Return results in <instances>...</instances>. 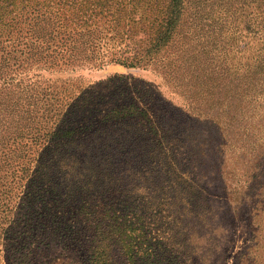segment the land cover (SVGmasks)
Here are the masks:
<instances>
[{
	"label": "trees",
	"instance_id": "trees-1",
	"mask_svg": "<svg viewBox=\"0 0 264 264\" xmlns=\"http://www.w3.org/2000/svg\"><path fill=\"white\" fill-rule=\"evenodd\" d=\"M103 62L160 69L218 117L178 153L156 132L113 136L145 111L88 117L89 91L64 105L44 77ZM242 212L264 233V0H0V254L223 264ZM250 249L235 263L260 260Z\"/></svg>",
	"mask_w": 264,
	"mask_h": 264
},
{
	"label": "rangeland",
	"instance_id": "rangeland-1",
	"mask_svg": "<svg viewBox=\"0 0 264 264\" xmlns=\"http://www.w3.org/2000/svg\"><path fill=\"white\" fill-rule=\"evenodd\" d=\"M251 11L252 7L250 5L243 7L240 14L236 16L237 22L241 21L242 16L246 13L250 14ZM231 19L233 18H229L228 21ZM110 47L111 45L109 49H111ZM44 74L45 78L55 82L56 87H59L61 91L63 90L60 96L64 105L78 98L81 93L89 91L88 105L90 110L87 113L88 117L93 116L95 119H99L107 114L110 108L129 103L144 110L148 122L133 119L112 127L106 125L108 132L113 136L120 133L125 134L128 131L139 133L142 139L134 144L136 146H145L148 139L152 144L153 134L156 132V136L161 138L160 143L163 147L167 146L173 153L174 145L176 146V153H178L183 137L188 132H194L192 129L195 124L207 128L212 119L215 121L213 117H218V110L216 113L208 111L205 102H202L203 106H197L193 97L198 98V95L187 92L176 80L173 81V77H167L160 69L154 70L149 67L127 69L116 64L103 62L102 64H95V66H84L75 69L60 68ZM113 76H121L122 79L110 80ZM207 105L211 106L209 102ZM194 119L202 123L194 122ZM209 131L210 129H208ZM73 146L75 145L70 147ZM31 150L36 154L40 153L42 148L37 145L33 146ZM182 151L185 150L182 149ZM183 158H178L179 161L181 159L179 165L185 166ZM262 223L263 219L254 223V225L250 224L243 212L236 217L230 229L231 246L225 259H223V264H236V257L249 246H252V249L248 250V253H251L250 257L258 255L260 260H254V262L250 260L246 264H264V233L259 228L263 227ZM257 225L259 227L255 229ZM159 231L158 228L152 234L155 235ZM255 241L256 243H254ZM0 264H13V262L7 257L6 253H1ZM21 264H54V262L46 258L34 263L23 262ZM113 264L127 263L116 258Z\"/></svg>",
	"mask_w": 264,
	"mask_h": 264
}]
</instances>
